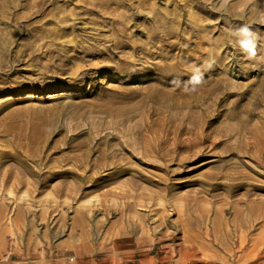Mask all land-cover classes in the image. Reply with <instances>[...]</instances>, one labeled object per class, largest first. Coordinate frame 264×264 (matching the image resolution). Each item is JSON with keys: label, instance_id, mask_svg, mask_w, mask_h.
<instances>
[{"label": "rangeland", "instance_id": "rangeland-1", "mask_svg": "<svg viewBox=\"0 0 264 264\" xmlns=\"http://www.w3.org/2000/svg\"><path fill=\"white\" fill-rule=\"evenodd\" d=\"M0 1V264H264V0Z\"/></svg>", "mask_w": 264, "mask_h": 264}, {"label": "clouds", "instance_id": "clouds-1", "mask_svg": "<svg viewBox=\"0 0 264 264\" xmlns=\"http://www.w3.org/2000/svg\"><path fill=\"white\" fill-rule=\"evenodd\" d=\"M233 36L237 37L236 45L238 46L241 53L245 54L249 59H254L257 56V42L258 35L248 26L241 25L231 33ZM203 76L201 69L199 67H192V75L190 79L185 82L184 91H195L197 86L202 83ZM174 84H179L178 81H173ZM191 85V88L188 87Z\"/></svg>", "mask_w": 264, "mask_h": 264}, {"label": "bare ground", "instance_id": "bare-ground-1", "mask_svg": "<svg viewBox=\"0 0 264 264\" xmlns=\"http://www.w3.org/2000/svg\"><path fill=\"white\" fill-rule=\"evenodd\" d=\"M9 2V1H8ZM11 2V1H10ZM16 3V2H15ZM0 5H2L1 7H3L2 9H5V6H4V4L0 1ZM8 4H6V6H7ZM9 7V6H8ZM225 36V35H224ZM202 39V38H201ZM220 40V39H219ZM222 42V41H221ZM235 44V43H234ZM218 47V46H217ZM200 59V58H199ZM59 95V94H58ZM262 136V135H261ZM258 141V140H257ZM259 143V142H258ZM257 143V144H258ZM254 146V145H253ZM252 151V150H251ZM250 151V152H251ZM254 151V150H253ZM244 232V231H243ZM244 234V233H243ZM245 239V238H244ZM239 241V240H238ZM248 242V241H247ZM257 244V243H256ZM262 244H264V243H262ZM240 245L242 246V244L240 243ZM258 247V246H257ZM192 248V247H191ZM233 249V248H232ZM246 249V248H245ZM252 249V248H251ZM256 251H254V253H256L257 252V249H255ZM246 251V250H245ZM253 255V254H252ZM243 256H246V255H243ZM255 256V255H254ZM241 258V257H240ZM252 260V259H251ZM207 264V263H206ZM248 264V263H247Z\"/></svg>", "mask_w": 264, "mask_h": 264}]
</instances>
